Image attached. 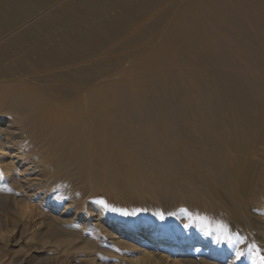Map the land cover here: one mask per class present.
Returning <instances> with one entry per match:
<instances>
[{
    "label": "bare ground",
    "instance_id": "6f19581e",
    "mask_svg": "<svg viewBox=\"0 0 264 264\" xmlns=\"http://www.w3.org/2000/svg\"><path fill=\"white\" fill-rule=\"evenodd\" d=\"M55 1L0 0V187L20 220L69 264H264V123L243 119L264 89L213 44L264 43L263 0H61L13 30Z\"/></svg>",
    "mask_w": 264,
    "mask_h": 264
},
{
    "label": "rangeland",
    "instance_id": "374dc122",
    "mask_svg": "<svg viewBox=\"0 0 264 264\" xmlns=\"http://www.w3.org/2000/svg\"><path fill=\"white\" fill-rule=\"evenodd\" d=\"M60 1L61 0L55 1L52 4H50L49 6H47L46 8L39 10L33 16H30L29 18L25 19L23 23L14 27L13 30L19 29L20 27L23 28L25 25H27L28 23L33 21L34 20L33 18H37V17L40 18V17L45 16L48 12L56 9L60 5V4H58ZM170 1L169 2L167 1V4L170 3ZM262 2L264 3V0ZM159 10H160V8H157V10L154 9L155 12H157ZM13 30L7 32L6 35H8L9 37H11V36L13 37V35H14V32L12 33ZM226 33H227V35L235 37L236 39L241 41L243 43L242 46H240L237 43L236 44L235 43L230 44V43H224L222 41H216L213 43L214 47L217 49L223 50V52H225L228 55V58H229L228 63L230 65L234 66L235 68H237L239 66L237 68V72L242 77H244L246 79L248 78L247 81L249 83L253 84L252 87L254 88V90L258 91L260 94H262V91L264 89L263 83L261 82V79L264 76L263 68L260 70H251V69H248L246 67L245 63L250 62L252 66L253 65L260 66L261 65L263 67V65H264V50H263L264 49V43L262 41H259L258 39L257 40L254 39L256 34L254 32H251V31H248V33H247V37H249V39L247 41H244V42L242 41L241 38H239V36L235 32L227 30ZM1 42H3V41H1V39H0V43ZM247 50L251 52L250 55H247V54L245 55L244 51H247ZM257 50H259V51L263 50V51L260 52L259 54H257L256 55L257 57H256V56H254L253 52H256ZM243 56H244V58H243ZM254 57H256L257 61L254 60ZM243 59H248V60L243 61ZM174 88L172 87V90H173V93L175 94V92H177V91H175ZM125 89L127 90V88H125ZM199 90L204 92L205 94L210 93L209 88L207 86H204V85L200 86ZM146 94H148L147 91H146ZM260 104L261 105H260L259 109L250 110L248 113H246V115L243 117L245 122H249V121L251 122L252 120L257 118V119H260V121L258 123H264V92H263V96L261 97ZM173 107H174V112H175L176 117H180L181 119H183V118L185 119L187 112L185 110V103H184L183 95L181 96L180 100H178V98H177V100L174 102ZM137 111H138L137 109H133L132 114H137ZM7 122H8V116L7 115L0 116V126L2 124L7 123ZM124 123H132V122H124ZM179 123H187V121L183 120V121H180ZM129 126H130V128L132 127V125H129ZM8 161H9L8 159H4V160L0 161V163L2 162V164H3V168L7 167L5 165V163H7ZM258 162L261 163V165L263 166L262 171H261L262 178L254 180V185L264 187V146H263V151H261L260 155L258 156ZM7 169H9V168L7 167ZM2 179H4V175H3ZM4 184H6L8 187H5V186L0 187L1 188L0 189V228L2 226L1 224L4 223V221H5L4 220L5 214H3L2 211H3V209H5L6 206H8V211H10L11 215H13V217L15 218V220H14L15 224L18 223V225L15 226L14 229H12V228L10 229V231H11L10 236H12L11 239H13L15 242H17L19 244L18 246L21 249V251L20 250L19 251L14 250L15 252H13V250L11 248L12 246H9V249L5 251L0 246V264H8L9 261H11L12 264H18V263H20V261H22L21 264H69L70 262H72L71 256L63 254L62 251H60V249H57L58 247L53 246V245H45V244L43 245L42 242L39 241V237H40L39 235H41L40 232H37V229H39V228L34 230L32 228L34 226L33 224H32V226L25 224V222L31 223L32 221H33V223H36L38 218L33 217L34 215L30 216V218H28L26 215H24V222L20 220L21 216L17 215L15 213V210L17 208H15L11 202V197L15 194V191H13L9 188L11 186L10 184H7V183H4ZM17 192L19 195H21L20 191H17ZM28 195H31V193L28 192ZM22 199H23V197H19V200H22ZM36 199L37 198H35L33 200V202H34L33 205L36 204V202H38V200H36ZM5 200H6V203H4ZM200 208H201V206H200ZM204 210H206V209H204ZM215 214H216V210H215ZM256 216H258V215L256 214ZM41 247H43L44 249H41ZM15 249L17 250L18 248H15ZM201 256H204V255H200V257Z\"/></svg>",
    "mask_w": 264,
    "mask_h": 264
},
{
    "label": "snow or ice",
    "instance_id": "6c2138e0",
    "mask_svg": "<svg viewBox=\"0 0 264 264\" xmlns=\"http://www.w3.org/2000/svg\"><path fill=\"white\" fill-rule=\"evenodd\" d=\"M120 214L123 215V216L136 215V213H128V212H121ZM159 218L161 220L164 219V217L162 215ZM239 258H240V254L237 253V259H239Z\"/></svg>",
    "mask_w": 264,
    "mask_h": 264
}]
</instances>
